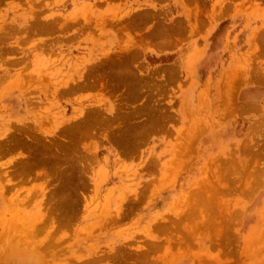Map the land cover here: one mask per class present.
I'll return each mask as SVG.
<instances>
[{"label":"rangeland","instance_id":"374dc122","mask_svg":"<svg viewBox=\"0 0 264 264\" xmlns=\"http://www.w3.org/2000/svg\"><path fill=\"white\" fill-rule=\"evenodd\" d=\"M0 264H264V0H0Z\"/></svg>","mask_w":264,"mask_h":264}]
</instances>
